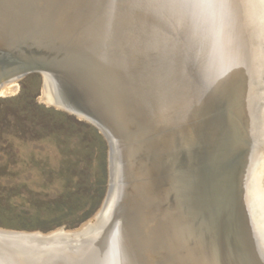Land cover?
<instances>
[{
    "label": "water",
    "instance_id": "1",
    "mask_svg": "<svg viewBox=\"0 0 264 264\" xmlns=\"http://www.w3.org/2000/svg\"><path fill=\"white\" fill-rule=\"evenodd\" d=\"M220 4V0H0V89L30 74L47 77L55 98L67 105L56 108L93 125L110 149L109 190L92 224L73 233H42L29 239L74 250L70 264H100L105 254L114 252L130 264H166L162 250L171 238L186 232L176 203L189 213L187 228L192 215L202 220L200 230L209 229V234L222 214L227 233L234 225L238 231L245 226L257 232L248 223L247 207H240L244 162L257 143L245 133L235 134L227 120L234 106L249 99L242 97V78L229 80L224 75L229 65L219 44L226 34L210 33ZM140 6L155 9L153 18L158 19L140 20L134 13ZM226 10L243 26L241 5ZM250 56L247 67L254 70ZM186 101L195 107L187 109ZM260 106L259 99L254 101L253 118ZM193 127L204 132L206 144L219 137L217 156L198 158L188 189L174 186L169 201L162 204L165 178L151 174L164 164L165 143ZM140 161L155 180L148 191L135 171ZM171 171L177 176L175 168ZM238 236L231 242L235 249L241 244ZM257 242L262 245L260 237ZM42 246L36 248L40 253ZM0 247L12 263L30 264L20 250L1 240ZM154 254L156 261L151 260ZM0 264L6 263L0 259Z\"/></svg>",
    "mask_w": 264,
    "mask_h": 264
},
{
    "label": "bare ground",
    "instance_id": "2",
    "mask_svg": "<svg viewBox=\"0 0 264 264\" xmlns=\"http://www.w3.org/2000/svg\"><path fill=\"white\" fill-rule=\"evenodd\" d=\"M157 2H160V0H157ZM220 3L219 15L216 14L218 17L214 18L210 33L212 36L226 34L224 40L220 38L222 44H219L222 51L224 50L223 56L227 59L229 65L226 70L230 72V75L228 72V74L225 73L224 75L229 80H232V78H242V97L243 99H249V101L243 102L239 106H234L232 108L233 114H230L227 120L235 128V134L236 132L240 134L245 133L251 138L253 137L255 144L257 143L255 150L246 155L244 163L247 165V173L242 183L244 198L240 199V207H247L250 212L251 221L248 223L257 232L254 233L251 230H245V226H241L243 230L238 231V227L234 225L229 226L228 234L227 223H225L226 229L221 222L222 220H220L222 214L217 215V218L213 222V230L209 234V229L206 231L207 233H203L200 230L201 227H204L202 220L192 215H188V219L192 223L191 227L187 228L186 214L189 213L180 204L176 203L174 209L179 217L184 219L183 224L186 232L184 235L179 236V239L175 237L171 238V244H168L165 250H162L161 255L163 258L165 255L167 256L166 264H178L180 261H184L186 264H240L243 260H247L251 264H264V0H220ZM234 4L237 6L238 4L241 5L245 10L246 14L244 13V16L246 19L241 24L243 26L235 23L233 14L226 15L224 13V11H227L228 6L232 11ZM143 8L140 6L134 10L135 15L140 20L149 21L151 18L150 21H154L158 19L159 16L153 18L156 16V10L154 8L152 9L155 12H151V8L148 10H143ZM261 21L262 26H259ZM249 33V37L251 38L248 37ZM257 35L260 37V41L257 39ZM251 54L255 60L254 70L247 67L248 61L251 59ZM215 74V76L223 78L220 73L215 72ZM43 77V100L49 105L58 108L67 107L66 104H63L55 98L54 88L50 85L51 83L47 77ZM247 80L250 81L249 84ZM254 81L256 84L253 83ZM18 89V80H12L0 89V95L7 97L16 93ZM261 97L262 99L260 100ZM258 99L259 105L261 106L258 108L259 111L256 110V116L253 118L250 112L254 101H258ZM186 104L187 109L195 107L189 101H186ZM203 133L199 128H186L183 132H180V134H177V136L165 143L163 147V153L165 155L164 164L161 165V168H157L156 172L151 174L155 178H159V175H163L162 177L165 178V199L162 201V204L169 201L168 194H171L174 186L177 188H187L186 184L193 178L192 175H195L194 171L199 166L198 163L200 160L198 158L201 156L205 158L207 156L206 161L211 159L209 156H213V159L216 158L220 147L219 137L216 135L210 140V144H206L204 143L206 140ZM208 154L210 155L208 156ZM173 168L177 171V176L172 173L171 170ZM135 171L141 176V187L148 191V187L155 180L151 179V175L149 176V173L145 172L141 161L137 164ZM192 192L194 191L191 190L190 193ZM155 207L156 209L154 210L156 211L159 207L155 205L153 208ZM154 212L150 211V213ZM92 222L93 220L89 221L85 226L89 223L92 224ZM85 226H82V228ZM81 229L73 232L80 231ZM73 232L60 229L47 236ZM36 235L42 234H28L13 231L4 232L0 230V240L20 250L22 253L18 254L21 257H24L23 253H25L27 257H24V260L28 259L27 261L30 264L72 263L71 259L74 255V250L72 251L70 248L62 246H42L38 241L29 239ZM236 236H238L241 243L239 249L231 246L232 239ZM259 237L261 238L262 245L257 242V238ZM40 246L43 249L41 253L36 250ZM3 250L0 247V259L3 263L14 264L12 263L13 260L4 254ZM15 255L17 254L15 253ZM155 255L151 256L152 261H156L157 257ZM101 261L103 263L100 262V264H130V260L127 261V258L124 256L120 257L117 252H114V254H105ZM25 264H28V262L25 261Z\"/></svg>",
    "mask_w": 264,
    "mask_h": 264
},
{
    "label": "rangeland",
    "instance_id": "3",
    "mask_svg": "<svg viewBox=\"0 0 264 264\" xmlns=\"http://www.w3.org/2000/svg\"><path fill=\"white\" fill-rule=\"evenodd\" d=\"M43 81L30 74L18 81L16 93L0 95L3 231L79 230L99 213L109 190L107 140L90 123L44 101Z\"/></svg>",
    "mask_w": 264,
    "mask_h": 264
}]
</instances>
